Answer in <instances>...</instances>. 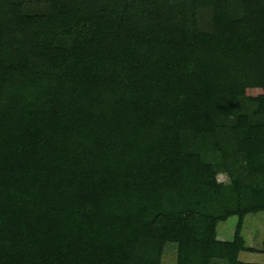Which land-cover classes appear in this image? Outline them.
I'll use <instances>...</instances> for the list:
<instances>
[{"label": "trees", "instance_id": "obj_1", "mask_svg": "<svg viewBox=\"0 0 264 264\" xmlns=\"http://www.w3.org/2000/svg\"><path fill=\"white\" fill-rule=\"evenodd\" d=\"M258 212L264 0H0V264H242Z\"/></svg>", "mask_w": 264, "mask_h": 264}, {"label": "rangeland", "instance_id": "obj_2", "mask_svg": "<svg viewBox=\"0 0 264 264\" xmlns=\"http://www.w3.org/2000/svg\"><path fill=\"white\" fill-rule=\"evenodd\" d=\"M49 5L41 4V3H24V10L30 15L46 13L49 9ZM170 10V9H166ZM176 10V9H172ZM198 15L201 18L206 19L209 14L208 9H199ZM208 159L214 163H218L220 159V154L216 152L208 153ZM221 173V172H220ZM223 173V172H222ZM220 181L227 182V175L220 174ZM227 177V178H225ZM226 179V180H225ZM238 216H231L225 221L219 223L217 227V235L219 239L227 240L233 239L237 224H238ZM241 233L245 239L246 245L248 247H253L255 251H241L240 256L242 264H263L264 263V254L260 251L263 245L264 240V213H251L246 215L245 220L242 225ZM217 264H226L223 261L216 260ZM161 264H177V245L176 243H171L165 246V250L163 252L161 258Z\"/></svg>", "mask_w": 264, "mask_h": 264}, {"label": "crops", "instance_id": "obj_3", "mask_svg": "<svg viewBox=\"0 0 264 264\" xmlns=\"http://www.w3.org/2000/svg\"><path fill=\"white\" fill-rule=\"evenodd\" d=\"M240 260H241V257H240Z\"/></svg>", "mask_w": 264, "mask_h": 264}]
</instances>
